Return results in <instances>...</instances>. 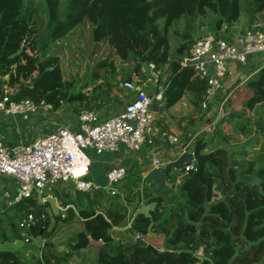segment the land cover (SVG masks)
Masks as SVG:
<instances>
[{"label":"trees","instance_id":"16d2710c","mask_svg":"<svg viewBox=\"0 0 264 264\" xmlns=\"http://www.w3.org/2000/svg\"><path fill=\"white\" fill-rule=\"evenodd\" d=\"M263 12L264 0H0V99L48 103L52 110L67 105L75 116L100 111L129 96L121 83L144 79V65L151 64L152 91L162 90L165 112L187 129L211 106L202 111L206 79L182 64L193 34L208 28L229 39L242 18L240 31L264 32ZM171 32L179 38L173 48ZM231 78L241 82L239 74ZM238 89L222 105L223 114L236 113L233 127L218 119L209 134L191 133L189 150L199 141L213 152L203 181L192 177L194 169L184 170L191 162L178 170L166 164L162 189L148 181L141 189L146 171L132 165L115 188L121 199L103 187L56 188L62 210L53 214L31 195L0 213V244L22 238L29 247L32 236L47 241L27 260L0 248V264H264V141L232 152L225 147L254 134V122L264 134V66L232 98ZM161 123L160 132L167 126ZM142 199L156 202L149 217L137 212ZM125 202L135 203L131 214ZM27 214L33 220L25 229L20 222ZM137 234L156 252L132 249ZM88 237L102 242L96 248Z\"/></svg>","mask_w":264,"mask_h":264},{"label":"built area","instance_id":"2783aa9c","mask_svg":"<svg viewBox=\"0 0 264 264\" xmlns=\"http://www.w3.org/2000/svg\"><path fill=\"white\" fill-rule=\"evenodd\" d=\"M262 55L264 32L261 31L245 28L229 39L214 37L209 32L197 37L182 64L191 66L199 78L206 79L207 90L202 111L207 102L217 97L228 78L237 74L241 77L240 83L233 84L235 90L259 67L264 66V62L257 64ZM234 63L241 67L237 70ZM152 67L150 64L149 70L154 72ZM156 80L157 74L154 82ZM121 87L129 91L130 96L123 108L114 114L99 116L94 111H82L76 116L74 128L59 126L28 142L19 141L8 145L0 138V174L14 178L18 185L9 204L20 202L33 194L52 196L51 190L62 187L82 192L103 187L109 194H116L113 185L126 175V169H110L106 173L105 185L99 186L87 178L90 159L85 150L92 149L96 154L114 152L121 147L128 151L140 150L145 144L151 143L155 120L152 106L162 101V90L154 93L130 81L122 82ZM223 101L217 105L214 122L224 115ZM39 108L52 110L48 103L35 104L28 99L15 101L7 96L0 99V111L6 115L35 114ZM167 138L170 143L177 142L174 136L169 135ZM190 144V140L182 143L181 152L189 150ZM152 165L160 168L164 166L158 156L152 158ZM191 169L195 170L193 162L184 167L185 171ZM45 189L49 192L43 194ZM40 218H43L41 213ZM32 220V215L27 214L20 226L27 229Z\"/></svg>","mask_w":264,"mask_h":264},{"label":"crops","instance_id":"0c3cea01","mask_svg":"<svg viewBox=\"0 0 264 264\" xmlns=\"http://www.w3.org/2000/svg\"><path fill=\"white\" fill-rule=\"evenodd\" d=\"M231 79L232 78L230 77L224 82L223 88L218 93L217 97L210 101L211 106L206 118L212 120L211 114L215 112L218 103L226 100L230 96V93L233 92V84H235V82L232 83L233 80ZM227 88H229L228 91ZM127 97L119 100L118 102L110 103L107 109L95 111V113L99 116H105V114H114L123 108ZM152 109L154 112V117L157 113L159 116L164 117V119L166 118L167 115L163 101L154 103ZM227 114L228 113H224V115ZM232 119H227L225 121H227V123L232 126V122H234ZM164 122H167L166 124L168 125L163 126V130L160 132V128L157 126L155 117L154 131L152 134L153 142L149 147L144 145L140 150L137 151H128L121 147L117 151L103 152L101 154H96L92 149H87V155L90 159V167L87 178L99 186H103L106 183L107 171L114 167H124L127 170L132 165H136L147 171L153 166L152 158L154 156H158L163 165L169 164L181 153L180 146L182 143L189 140L191 142L193 141L194 136L191 135L192 131H195V134H198L201 131L199 125L204 121L200 120L194 126L187 129H183L177 125L176 121L171 117L168 118V121ZM75 123L76 116L72 114L67 105H61L57 110L50 111H45L39 108L38 112L35 114L24 115H6L0 111V138L5 144L13 145L19 141H31L35 137L43 135L59 126H70L74 128ZM207 124H214V120ZM169 135L176 137L177 142L170 143L167 138ZM208 151L212 150L209 147L204 148V152ZM161 168H163V166H161ZM62 188L69 189L67 187ZM115 188L116 187H114V189ZM17 189L18 185L14 178L0 174V213L8 205H10L9 202L15 196ZM119 195L121 196V194L116 190V194L114 196ZM56 203L58 204L57 199ZM124 204L128 207L129 214H131L132 212L130 210L131 208L133 210L135 203L125 202ZM29 240L30 239H26L25 243H28Z\"/></svg>","mask_w":264,"mask_h":264},{"label":"rangeland","instance_id":"374dc122","mask_svg":"<svg viewBox=\"0 0 264 264\" xmlns=\"http://www.w3.org/2000/svg\"><path fill=\"white\" fill-rule=\"evenodd\" d=\"M61 1H63V0H61ZM203 21H204V23L206 22L205 20H203ZM243 21H244V18H242L239 22L235 23L231 27L232 28V35L231 36H233V35H235V34H237V33L240 32L241 25H242ZM262 23H264V12L262 14L258 15V24H262ZM182 28L183 27L181 26V24H179L178 25V29L181 30ZM206 32H209V33L212 34V31L211 30H209L208 28H204L201 31L200 30H197L193 34V36H194V38L195 37H199V36H201L202 34H204ZM171 35H172L170 37L171 48H173L177 44L179 38H177L176 36H174L172 34V32H171ZM263 62H264V55L261 56L260 61L259 60L257 61V64H262ZM234 64H235V68L237 70L241 67L239 64H236V63H234ZM144 68H145V71H146L145 78L144 79H138V81H136V84L135 85L137 87H139V88H142V89H145V90H151L152 91L153 90V86H155V84H156V82H154V79H155L156 74L154 72L150 71L149 68L146 65H144ZM167 77H168V75L165 76V77L163 76L161 78V83ZM159 85H160V88H162V84H159ZM237 91L238 92L236 94H233L232 95V98L238 97L239 94H242L243 93V91L240 90V87H239V89ZM166 115L167 116L164 119V117H161V116H159L156 113L155 114L156 122H160V123L162 122L163 123V121H168V118L171 117L170 114L168 113V111H166ZM215 118H216V113L213 112L211 114V119L212 120H215ZM200 120L201 121L202 120L204 121L203 123H201L199 125L201 131H204L205 129L207 131V129H208V134H209L210 133V129H212L214 127V124L208 125L207 123H210V122H207V121L205 122V120H206V115L205 114H203V115L200 116ZM212 120H209V121H212ZM164 123L166 124L167 122H164ZM234 125H235V122H232V127ZM260 128H261L260 125H258V127H256L255 122H254V124L252 123L251 124V129L253 130L254 134H252L251 136H248L247 139L245 141H243V142L230 140L227 144H225V147L227 148V150L229 152H232L234 150L242 149L243 145H245V144L246 145H249V144L251 145L252 142H254V141H264V134L258 133ZM85 152L87 153V150H85ZM117 184L118 183H115L113 186L116 187ZM48 192L49 191H47L45 189L44 192H43V194L48 193ZM52 192H53V190L50 191L51 195L53 196ZM33 195H35V194H33ZM116 198L117 199H121V196L120 195L119 196H116ZM130 211L131 212L133 211L132 208H131ZM45 241H47V239H41L40 236H32L31 237V242H32L33 245H31V246L28 247L27 246V243H25V240H23L22 238H16V239H13V240H6L4 243L0 244V248H4V249H9V250L16 251L23 259H26L27 260V259L30 258V255L32 253H34L33 252L34 251V248L37 249L42 244V242H45Z\"/></svg>","mask_w":264,"mask_h":264},{"label":"water","instance_id":"95a60500","mask_svg":"<svg viewBox=\"0 0 264 264\" xmlns=\"http://www.w3.org/2000/svg\"><path fill=\"white\" fill-rule=\"evenodd\" d=\"M235 116H236L235 112H230L227 115H223L220 118V122L223 123L225 120L232 119ZM255 125L256 127H258L257 122H255ZM212 156H213L212 151L204 152V147L202 146V144L199 141H196L194 148L192 150L181 152L176 157V159L172 160L169 164L174 169L178 170L182 167L184 163L194 162L196 164V167L192 173V177L199 181H203V178H202L203 168L207 162H213ZM167 177L168 175H167L165 168L152 166L142 176L141 189L145 181L153 182L158 189H162ZM36 197L39 203H48V206L53 214H57L59 213L60 210H62L60 209L59 205L56 203V198L54 196L42 197L40 194H37ZM155 205H156L155 201L144 203L142 199L140 202L139 208L137 209V212L143 214L144 216L149 217L150 212L154 209ZM38 214H40V212ZM150 225L151 224H149V226L147 227V230L149 229ZM145 232L146 230L142 231V233H145ZM88 242L89 244H92L97 248L102 241H96L88 237ZM139 246L145 247L147 250L152 251L154 253L156 252V249L153 248L151 245L146 244L141 239L140 235L135 237L134 242L131 244V248L135 249L136 247H139Z\"/></svg>","mask_w":264,"mask_h":264}]
</instances>
